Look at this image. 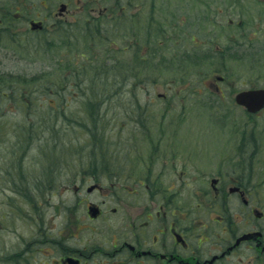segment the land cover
I'll list each match as a JSON object with an SVG mask.
<instances>
[{"label":"rangeland","instance_id":"obj_1","mask_svg":"<svg viewBox=\"0 0 264 264\" xmlns=\"http://www.w3.org/2000/svg\"><path fill=\"white\" fill-rule=\"evenodd\" d=\"M5 10L16 13V20ZM104 12L112 30L88 49L94 59L88 61V74L79 75L84 80L75 97L73 80L62 78L58 60L71 54L85 64L80 58L89 38L85 22ZM32 20L44 23L42 33L31 30ZM58 21L63 30L54 32ZM0 29V89L11 83L32 90L28 98L19 95V103L5 95L0 100V224L6 213L14 216L4 220L13 233H0V244L10 243V251L30 239L41 222L50 229L75 213L71 189L79 161L92 151L87 129L92 119L111 122L107 148L114 157L107 158L129 186H137L141 177L148 184L150 177L161 187H208L221 171L249 176L264 170V111L251 117L234 99L238 91L264 87V0H0ZM150 37L157 43L149 44ZM47 82H55L59 92L42 93ZM122 82L124 98L107 97L108 112L101 107L99 116L91 119L90 111L87 116L86 98L115 92ZM56 100L58 109L50 106ZM52 127L60 133L52 134ZM250 135L254 138L245 148H255L256 162L233 163ZM3 169L13 170L15 183ZM48 180L54 181L50 190ZM18 189L27 192L25 197ZM11 198L15 212L8 208ZM90 198L101 199L98 192ZM81 208L86 216L84 204ZM90 224L105 229L101 221L85 219L77 223L81 236L92 234L85 230ZM38 258L47 260L41 253ZM7 261L4 257L0 264H11Z\"/></svg>","mask_w":264,"mask_h":264},{"label":"flooded vegetation","instance_id":"obj_2","mask_svg":"<svg viewBox=\"0 0 264 264\" xmlns=\"http://www.w3.org/2000/svg\"><path fill=\"white\" fill-rule=\"evenodd\" d=\"M242 25L239 22L237 28ZM238 106L251 117L264 111L253 114ZM252 138L248 136L238 150L240 153L231 158L233 163L256 162L255 148L251 151L245 148L251 145ZM82 158L81 170L76 173V183L71 189L74 202L70 207L75 213L69 221L49 226L50 229L41 222L31 238L22 239L13 251L10 243L2 242L0 260L5 257L11 264H264V170L251 172L249 176L239 174L236 169L233 173L221 171L210 179L208 187L201 184L190 188L161 187L150 177L146 178L148 184L141 177L137 186H129L126 181L121 182L125 179L120 175L122 171L116 172L111 165L105 168V161V166L92 165L93 156ZM98 159L103 161L101 157ZM58 169L57 165L55 173ZM3 171L15 183L13 170ZM117 175L119 182L112 180ZM52 182L48 180L46 190L52 188ZM17 191L24 197L27 193ZM94 192L101 199L90 198ZM13 200L8 208L15 212L11 208ZM82 204L87 209L86 216L79 211ZM9 215L8 212L2 216L0 233H13L4 221L14 217ZM85 219L101 221L105 229L90 224L85 230L90 228L92 234L81 236L77 223ZM105 233H109L107 237ZM40 253L49 263L38 258Z\"/></svg>","mask_w":264,"mask_h":264},{"label":"trees","instance_id":"obj_3","mask_svg":"<svg viewBox=\"0 0 264 264\" xmlns=\"http://www.w3.org/2000/svg\"><path fill=\"white\" fill-rule=\"evenodd\" d=\"M15 4H16V6L18 5L17 2ZM11 12L12 11H10V10H9V12H8V10H5L4 14L6 15V17L8 16L9 19L16 20L15 19V16H16L15 14L16 13H13V12L11 13ZM118 18L113 20V22H114L113 23V28L115 27L114 31H116L117 28H118L117 24H116V20ZM99 19H102V21H98ZM110 19L111 18H109L108 16L106 17V13L104 12V13H101L100 17L95 16V17H92L91 20L88 19V21L85 22V29H87L89 31V33H88L89 34V38H88V41L86 42L87 44L84 46L85 48L82 47L83 48L82 50H84L86 55H84L83 51H81V53H80V58L85 63V64H83L82 67L80 66V64L77 63L76 58H73V56L71 54L69 55L70 57L62 59L63 61H61V62L58 60V64L60 66H62L61 69L65 72L63 74L65 76L62 77V78H66V80H68V79H72L73 80L72 83H71V86L73 87V89L71 91L74 92V93H72V95H75V97L79 96L78 92H79V87H81L80 86L81 85V80H84L83 78L80 79L81 76H79V75H82L84 72L86 74H88V72H89L88 68H90V66H92L91 62L88 64V61L94 59V58H92V56H88L87 55L88 49L94 48L97 45V43L103 42L102 40H106L107 39L106 36L109 35L110 31L112 30L109 27V20ZM7 23L9 25L12 24V22L11 23L7 22ZM61 24H63L62 21H58L57 22V24L54 26V32L58 31V30H63V27L60 26ZM1 30L2 29H0V35H1ZM46 31L47 30H45V32ZM133 33H134L133 34L134 36H137L136 34H138L136 32H133ZM150 39H151V37L149 38V40ZM15 41H17V39L13 38V42L12 43H14ZM68 42H70V41H68ZM72 43H74V42L72 41ZM136 43H139V42H136ZM154 43H157V42L150 40L149 44H154ZM99 49L100 48H97V50H99ZM144 54L145 55L147 54V49L145 50ZM145 55L141 54V56L143 58L142 60L146 61L148 57H145ZM134 58L138 59V57L136 55H135ZM108 59H109V61L113 62V61L117 60V57H114V58L111 59V57L109 56ZM120 63L121 62L119 60V64ZM88 65H89V67H88ZM79 68H80V70H79ZM131 69H133V70H137L138 69V70L141 71V67L137 66V65H132ZM137 74H138V71H137ZM66 80L64 81L65 85L67 83ZM30 82H33V81H30ZM136 83H138V82H136ZM10 84L11 83L7 84V86L4 87L3 89H0V100L3 99L4 95H5L6 98H8V96H9L10 98H13L15 103H19V101H22V99H20V98H19L20 100L18 99L19 95L21 97L23 96L24 97L23 99H25V98H28L30 96V93L32 92V90H29V89L27 90L26 87H25L26 89L23 88L21 90H18L15 87H11ZM123 84H124V82H122L120 84L119 89L117 91H115V92H111L110 89H106L107 91H103L104 92L103 94H99V95L97 94V97L92 96L91 98H86L84 103L89 106V109L88 108L86 109L87 110V116H89V113H88L89 111L91 112V119H92V116L93 117L99 116V114H101L100 113L101 107L103 109L107 110V112H108L109 108L112 106V103L108 102L107 97L117 98L118 100H121L122 98H124V95H123L124 94V92H123ZM53 86H55V82H47V85L44 88H42L41 92L42 93H46V94H54V93L59 92ZM60 87L61 88H65V86H61V85H60ZM3 92H5V93L3 94ZM105 92L110 93V95H106ZM131 96L132 97H136L135 93H132ZM56 99H57V97H56ZM105 101H107L108 103L105 102ZM53 102L50 104V106H52V108H54V109L55 108L58 109L59 108V104H58L57 100L54 103ZM87 103H89V104H87ZM56 115L59 116V113H56ZM92 121H93L92 127L85 126V127H87L88 132L90 134V140H92L91 143H89V144L92 145L91 146L92 151L91 152L89 151V154L87 156H93L95 158V159H91L90 160V163L92 165L96 166L95 164L101 163L103 166H105V164H106L107 165V166H105V168H106V167L110 166L107 163H110V162L112 163V161L108 160V158H110V157L113 158L114 157L113 155H111L109 153L108 148H107L110 145V136H109L110 132L107 133L108 130H109L107 127H109V124L111 122H109L107 120H104V118H103V120L92 119ZM116 123L120 124L121 120H119V119L115 120V124ZM145 123H146L145 121H141V124H145ZM30 130H32V132L34 133V129H33L32 126H31ZM133 131H136V130H133ZM51 132H52V134H56V133H60V130H56L54 127H52L51 128ZM135 133H133V134H135ZM32 134L30 136H32ZM122 134H124V133H122ZM107 136L109 137V139L107 138ZM32 137H34V136H32ZM114 141L117 142L118 140H116L114 138ZM56 146H57V144H55L53 147H56ZM104 154L106 156H102ZM98 157L103 158V161L98 159ZM104 161H105V164H104Z\"/></svg>","mask_w":264,"mask_h":264},{"label":"water","instance_id":"obj_4","mask_svg":"<svg viewBox=\"0 0 264 264\" xmlns=\"http://www.w3.org/2000/svg\"><path fill=\"white\" fill-rule=\"evenodd\" d=\"M63 9L66 5L62 6ZM40 23H32V28H41ZM238 103L245 105L250 111L257 112L264 107V88L252 89L240 92L236 97ZM93 215H96V210L92 209Z\"/></svg>","mask_w":264,"mask_h":264}]
</instances>
